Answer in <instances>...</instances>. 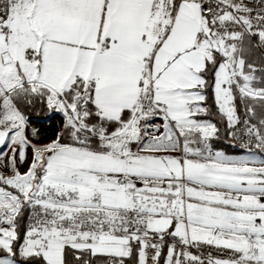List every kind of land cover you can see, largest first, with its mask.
Returning <instances> with one entry per match:
<instances>
[{
    "label": "snow or ice",
    "instance_id": "obj_1",
    "mask_svg": "<svg viewBox=\"0 0 264 264\" xmlns=\"http://www.w3.org/2000/svg\"><path fill=\"white\" fill-rule=\"evenodd\" d=\"M0 264H264V0H0Z\"/></svg>",
    "mask_w": 264,
    "mask_h": 264
}]
</instances>
